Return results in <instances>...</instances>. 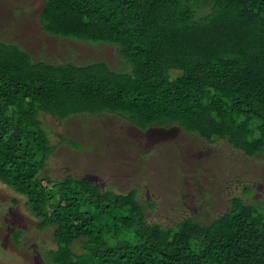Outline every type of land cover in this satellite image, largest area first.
<instances>
[{
	"label": "trees",
	"instance_id": "obj_1",
	"mask_svg": "<svg viewBox=\"0 0 264 264\" xmlns=\"http://www.w3.org/2000/svg\"><path fill=\"white\" fill-rule=\"evenodd\" d=\"M41 1L45 34L116 46L123 66L33 61L0 42V183L25 197L39 229L54 227L56 248L45 256L52 264H264V211L236 198L208 225L186 218L163 230L147 223L135 189L102 191L71 174L37 187L55 148L39 113L61 122L112 115L140 132L177 127L247 158L264 153V0Z\"/></svg>",
	"mask_w": 264,
	"mask_h": 264
},
{
	"label": "rangeland",
	"instance_id": "obj_2",
	"mask_svg": "<svg viewBox=\"0 0 264 264\" xmlns=\"http://www.w3.org/2000/svg\"><path fill=\"white\" fill-rule=\"evenodd\" d=\"M41 8V0H0V42L16 44L33 61L104 62L115 71L123 67L116 46L105 49L99 44L91 49L90 45L57 42L45 34L38 22ZM76 118L61 122L46 113L38 114L55 146L42 166L40 176L46 180H40V191L66 174L90 178L102 191L115 194L135 189L147 223L163 230L186 218L208 225L232 209L234 198L264 211V153L247 158L223 140L207 143L177 127L140 132L112 115ZM60 135L84 150L63 145ZM25 200L0 183V264H52L45 252L56 248L54 227L39 229L41 220L34 217ZM16 233H20L18 239ZM72 250L80 254L78 244Z\"/></svg>",
	"mask_w": 264,
	"mask_h": 264
},
{
	"label": "crops",
	"instance_id": "obj_3",
	"mask_svg": "<svg viewBox=\"0 0 264 264\" xmlns=\"http://www.w3.org/2000/svg\"><path fill=\"white\" fill-rule=\"evenodd\" d=\"M40 13V12H39ZM38 17H39V15H38ZM39 22V21H38Z\"/></svg>",
	"mask_w": 264,
	"mask_h": 264
}]
</instances>
